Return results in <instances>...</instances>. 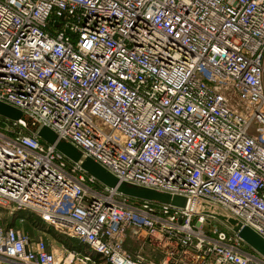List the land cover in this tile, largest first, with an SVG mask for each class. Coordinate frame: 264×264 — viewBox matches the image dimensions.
<instances>
[{"label": "built area", "instance_id": "1", "mask_svg": "<svg viewBox=\"0 0 264 264\" xmlns=\"http://www.w3.org/2000/svg\"><path fill=\"white\" fill-rule=\"evenodd\" d=\"M0 100L118 179L190 201L95 186L53 145L0 129V205L96 254L0 226V264H264L192 209L264 237V0H0Z\"/></svg>", "mask_w": 264, "mask_h": 264}, {"label": "water", "instance_id": "2", "mask_svg": "<svg viewBox=\"0 0 264 264\" xmlns=\"http://www.w3.org/2000/svg\"><path fill=\"white\" fill-rule=\"evenodd\" d=\"M0 116L14 123L23 121V125L27 127V130L33 133L39 140L53 145L65 159L77 164L81 171L92 176L101 185L114 188L124 196L176 208L190 205V201L183 195L172 194L167 191L118 179L98 161L89 155L83 154L77 146L58 137L50 127L30 122L24 117L19 108L2 100H0ZM192 209L197 213L214 218L236 234L245 245L264 257V237L256 230L242 224L239 220L227 214L220 206L205 200H194Z\"/></svg>", "mask_w": 264, "mask_h": 264}, {"label": "trees", "instance_id": "3", "mask_svg": "<svg viewBox=\"0 0 264 264\" xmlns=\"http://www.w3.org/2000/svg\"><path fill=\"white\" fill-rule=\"evenodd\" d=\"M7 125L12 127V130H6L7 133L13 134L15 131H19L20 133H28V131H26V129L20 124H12L10 120H7L0 116V129H4V127ZM94 185L102 186L97 181L94 182ZM9 217H10V220L4 221V223L0 221V226H3V227L13 226L14 227L17 223L18 218H22L28 224L36 225L38 229H42L43 231H45V233L49 234V236L63 242L65 245L69 247H76L83 251L85 250L89 251L96 256V254L92 250H88V248L84 244L78 242V240L75 237H72V236L56 231L55 229H53V227L50 224L43 221L39 216H37L36 214H34L32 211L28 209H24V208L14 209L12 212H10ZM244 247L247 250L253 251L247 245H244Z\"/></svg>", "mask_w": 264, "mask_h": 264}, {"label": "rangeland", "instance_id": "4", "mask_svg": "<svg viewBox=\"0 0 264 264\" xmlns=\"http://www.w3.org/2000/svg\"><path fill=\"white\" fill-rule=\"evenodd\" d=\"M23 127L26 129V131H28L26 126H23ZM4 130H12V127L7 125L4 127ZM12 211H13V209H10L9 207H7L5 205H0V221L2 223H4V221L10 220L9 215H10V212H12ZM215 221L218 222L217 220H215ZM219 224L221 226H223L221 223H219ZM14 227L19 228L21 231H23L24 233H27L30 236L40 237V238H43L45 240H47V239L52 240L53 239L56 242H61V241L49 236V234L45 233V231H43L42 229H38L36 225L28 224L22 218H18L17 223ZM124 245H125L126 249H128L130 251H134L137 249L143 251V253L147 257L152 258L156 262H158L160 260V254L158 253V251L154 250L145 241L127 237L124 239Z\"/></svg>", "mask_w": 264, "mask_h": 264}, {"label": "crops", "instance_id": "5", "mask_svg": "<svg viewBox=\"0 0 264 264\" xmlns=\"http://www.w3.org/2000/svg\"><path fill=\"white\" fill-rule=\"evenodd\" d=\"M91 253V252H90ZM91 255L93 256V257H96L93 253H91ZM100 264H104V262H100Z\"/></svg>", "mask_w": 264, "mask_h": 264}]
</instances>
